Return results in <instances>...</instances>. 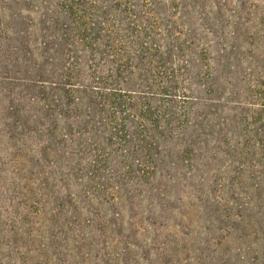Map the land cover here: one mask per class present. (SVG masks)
<instances>
[{"label":"trees","instance_id":"16d2710c","mask_svg":"<svg viewBox=\"0 0 264 264\" xmlns=\"http://www.w3.org/2000/svg\"><path fill=\"white\" fill-rule=\"evenodd\" d=\"M25 1L0 4L21 42L0 51V264H264V0ZM222 170L236 207L205 199ZM188 191L199 238L169 223ZM230 221L236 262L209 250Z\"/></svg>","mask_w":264,"mask_h":264},{"label":"rangeland","instance_id":"374dc122","mask_svg":"<svg viewBox=\"0 0 264 264\" xmlns=\"http://www.w3.org/2000/svg\"><path fill=\"white\" fill-rule=\"evenodd\" d=\"M3 0H0V4L2 5L3 7ZM6 1L5 3L7 4L6 6V10L2 13H5L3 14L4 17L1 18V19H6L7 17H9L10 15H12V12L13 11H16V12H19L21 10H19L18 8L21 7L24 11H28V7L30 8V11L36 15L38 13V10H39V6H35L33 7L31 4H29L30 2L28 1H25L24 0H4ZM9 15V16H8ZM31 19H34L36 21V17L33 16L31 17ZM31 19H28L29 21L26 23V20L22 21L21 22V25L15 23V27L18 28L19 30H27L29 29V27L32 26L33 22H31L30 20ZM0 36H1V39H0V51H11V49L13 47H17L19 46V43H21L19 40H17L16 42L14 41V38L12 35H10L9 33H7L6 30H3V29H0ZM36 34H32V40H34L36 38ZM10 46V47H8ZM1 152L3 154H6L10 151V149L7 151V148L5 147H1ZM36 149V148H34ZM7 159L6 158H3V159H0V162L6 164V167L5 165H3L4 167L3 168H6V170H8L9 174H8V178H13V167L11 166L10 163H8L6 161ZM220 165H222V162L221 163H217V165H213L211 164V168L213 169V171H215L217 168L221 167ZM28 172V176H31L30 172ZM34 177V179H37V176H32ZM140 180L137 179L136 180V183H139ZM117 185H120L119 183ZM211 186V187H210ZM210 188H214L215 189V192L210 190ZM4 191V196L5 197H10V195H12L13 193L10 191ZM204 191H205V199H208L209 198V195L210 193H212L213 195H219V196H222L223 198H221L222 200H218V201H221L223 202V205H229L231 207L235 206L236 207V179H233L231 177H229V171H224L222 170V174L220 176H218V178L216 179H213L212 181H206V184H205V187H204ZM202 190L201 192H199V195H201L202 197ZM172 195V194H171ZM182 203L179 204V202L177 201H171L170 204L172 205H169L170 207H175L177 205H179V209H175V208H172V217L171 219L169 220V223H171V227L173 229H175V232H178V223H182L184 225V231L185 232H188L189 234V229L191 230V237H189L190 239L191 238H194V237H198L199 238V232H205L204 228L206 225H208L210 223V220L211 218L209 217H206V213H202V209H201V206L199 205V203L197 202L196 200V194L193 193L192 191H188L187 193H185L183 195V199H182ZM139 201V200H138ZM213 198H212V201L210 200L209 204L212 206L210 207L212 212L216 211L217 210V206L216 204L213 202ZM197 208V211H196V214H200L198 217H197V221L198 224H195L192 226L190 224V222H182V215L181 213L191 209L192 207ZM138 212H140V221H143L141 220L142 217H141V214H143L145 212V209H137ZM222 209L218 210V211H221ZM224 214V212H222ZM126 215V213H124ZM130 214V213H129ZM128 214V215H129ZM232 214H234V216L236 215V210L232 212ZM128 215H126V220L128 221L129 218H128ZM216 215V214H214ZM174 217V218H173ZM236 219V218H235ZM236 221V220H235ZM163 223H167V221L163 220ZM217 228L219 227V225L217 224L216 225ZM227 227L230 228V231L225 235V239L223 240V243L221 244V246H216V243H220V241L218 239H216L217 237H219L221 235L222 232H213L215 233L214 235H216L215 239H214V243L212 244V246H210L209 250H216L217 253L220 254V256H218V260H228L229 258L227 257H232L233 261L236 262V222H233V221H230L227 223ZM125 232V230H124ZM153 232V230L150 228L149 230L147 231H144L145 233V236L146 237H149L153 234H151ZM175 234V233H174ZM181 237L182 234L179 233ZM143 236L139 238V241L142 242V243H146L147 242V238ZM206 236V235H204ZM113 239V236L111 237ZM187 238V237H186ZM188 239V238H187ZM189 239V240H190ZM136 243L137 241L134 240ZM195 240L193 239L191 241V243H193ZM136 254V253H135ZM137 256V255H136Z\"/></svg>","mask_w":264,"mask_h":264}]
</instances>
